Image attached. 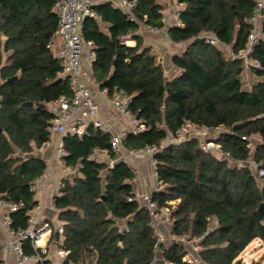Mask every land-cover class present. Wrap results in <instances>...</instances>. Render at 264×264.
Returning a JSON list of instances; mask_svg holds the SVG:
<instances>
[{"label": "trees", "instance_id": "obj_1", "mask_svg": "<svg viewBox=\"0 0 264 264\" xmlns=\"http://www.w3.org/2000/svg\"><path fill=\"white\" fill-rule=\"evenodd\" d=\"M130 1L137 4L134 22L102 4L94 12L107 24L108 35L93 19L82 26L83 39L93 43L96 53L93 79L108 94L129 95L127 110L143 126L122 140L123 149L130 153L158 146L190 122L222 128L215 142L229 160L251 159L264 169V43L253 47L251 58L261 69L247 70L254 79L245 89L242 63L201 38L209 34L234 52L244 49L254 0H176L180 26L166 33L171 43L184 48L171 57L179 73L170 80L137 35L141 24L164 28L161 6L157 0ZM56 29L52 0H0V195L22 205L10 214L14 232L27 227V213L36 206L29 186L45 169L33 152L49 140L46 105L70 95L67 80L57 76L59 61L47 49ZM127 38L135 47L122 43ZM63 149L65 166L79 167L54 202L63 224L60 248L68 252L66 262L150 264L155 240L147 214L133 200L130 169L119 163L109 169L106 162L88 159L94 150L113 157L108 135L92 128L80 138L66 135ZM155 161L162 189L152 200L159 207L176 202L171 235L200 239V264H242L239 256L248 245L254 240L264 244V210L263 217L258 212L264 207V184L251 170L203 153L196 141L167 146ZM23 249L32 253L27 241ZM185 254L171 244L161 247L160 257L168 264H186Z\"/></svg>", "mask_w": 264, "mask_h": 264}, {"label": "built area", "instance_id": "obj_2", "mask_svg": "<svg viewBox=\"0 0 264 264\" xmlns=\"http://www.w3.org/2000/svg\"><path fill=\"white\" fill-rule=\"evenodd\" d=\"M53 12L57 17V29L48 42L47 49L59 61L60 72L57 76L67 80V88L69 97H61L46 105L47 112L51 116L46 127L49 137L56 134L60 138L53 143L50 138L42 145V148H52L54 153L59 156V165L62 174V180L57 185L55 197L50 200V209L57 212L54 207L56 197L61 196L64 187V181L71 179L77 175L78 168L70 169L65 166L63 161L64 149L63 138L66 135L82 137L89 128L97 130L108 135L110 151L113 157L106 151L94 150L88 159L97 162H106L109 169L116 164L126 165L132 174V179L128 182L131 186V194L133 200L145 211L149 218V227L154 237V255L150 264H168L160 257L161 247L167 248L171 244L180 245L185 249L186 254L182 261L186 264H200L197 258L201 250L200 239L189 237H178L171 235L172 219L171 212L176 202L170 201L166 205L159 207L152 200V195L162 189V186L156 177V161L155 156L167 146L180 145L190 141H196L198 148L205 154H212L219 160H227L228 164L238 165L239 167L251 170L257 180L264 184V169L258 166L250 159L244 162L229 160L228 155L224 154L220 145L215 142L217 136L224 130L218 128H207L197 126L190 122L184 123L174 135H169L162 140L158 146H150L138 149L130 153L126 152L122 147V140L128 134H136L143 130V126L137 125V121L128 112L127 108L131 97L122 92H113L108 94L106 90L100 89L99 83L95 80L90 81V86L82 81L84 68L92 67L96 60L94 45L90 40L82 37V26L86 19L97 20L98 16L94 12V7L102 3L108 4L112 9L124 14L131 22L135 21L133 10L136 7V1L130 0H52ZM162 6L164 0H157ZM255 7L253 15L249 22L252 30L248 35L245 48L241 51L234 52L230 48L224 47L214 36L204 35L201 38L206 44L223 49L231 60H238L242 63L244 71L251 68L261 69L259 63L251 58L253 47L258 42L264 43V0H254ZM179 11V9H178ZM178 11L174 16L173 25L169 26L168 17L162 14L160 22L164 26L163 32L169 27L180 26ZM143 26L146 33L155 34L161 30L153 29L149 26ZM93 93H99L117 110L121 115L127 116L135 127L131 132L123 131L116 133L111 126L104 123L99 118L98 105L94 100ZM244 140V138H242ZM249 147H252L249 144ZM146 161L152 169L154 185L151 189H143L141 175L139 169L134 162ZM45 175V173L43 174ZM33 181L29 186V192L34 194L38 189V182ZM22 205H17L9 201H5L0 196V220L4 229L5 240L0 235V254L2 252L12 256L15 264H63L67 260L68 252L60 248L62 242L63 229L62 226H52V223L46 221L38 208L34 207L27 213V227L18 232H14L10 225L12 223L10 214L16 212ZM38 212V213H37ZM166 230L168 231L166 233ZM56 236L55 241L59 245L54 252V259L49 257V244L51 236ZM29 242L32 253L25 254L23 243ZM54 241V240H53ZM0 264H9L3 261Z\"/></svg>", "mask_w": 264, "mask_h": 264}, {"label": "crops", "instance_id": "obj_3", "mask_svg": "<svg viewBox=\"0 0 264 264\" xmlns=\"http://www.w3.org/2000/svg\"><path fill=\"white\" fill-rule=\"evenodd\" d=\"M180 8L181 6L178 4L176 0H164L161 6V10H162V14L168 17L169 26L173 25L174 16L178 11V9ZM94 21L96 22L99 31L105 35H108L107 24L102 23L99 16L98 19ZM163 31L161 30L158 33L149 34L145 32L143 26H139L137 30V35L141 37L143 46L149 47L151 49L152 53L156 56L157 61L164 68V76H167L170 80L179 73V71L171 65L170 61H171V57L174 54H178V51H180L179 48L180 45L171 43L167 37V33ZM122 43L129 48L135 47V42L132 41L130 38L123 40ZM7 56L8 54H4L3 56L4 62ZM246 75H249V77H251L252 80L254 79V77H252L249 72L243 71L241 80L242 78L244 79ZM91 80H94L92 76V69L91 67L86 66L84 68L82 81L88 86H90ZM1 84L2 81L0 80V85ZM93 97L98 105L100 120L103 121L104 123L109 124L114 132L116 133H121L123 131L131 132L133 130L135 124L131 123V121L127 116L118 113L117 110L109 103V101L105 99V97H103L99 93H93ZM49 138L53 143H56L60 137L54 134ZM33 154L39 157V159L43 162L45 167L42 175L39 177V178L42 177V179L39 180L38 189L34 195V200L36 201L35 207L38 208L39 213L42 214V217L46 221L52 223V226L54 227L63 226V224L57 219V212H54L52 211V209H50V200L56 195L58 183L63 181L60 165H59V160H60L59 156L56 153H54L52 148L44 149L42 147H40V149L38 150H34ZM134 165L139 169L141 175V182L143 184V189L144 187L145 189L148 190L151 189L154 185V178L152 175L151 167L148 165L146 161L134 162ZM44 173L45 175H43ZM167 232L168 231L166 230V233ZM0 235L4 240L6 239L4 235V229L1 225V220H0ZM58 246L59 245L55 240L50 241L49 244L50 254L48 259L50 260L54 259V252L56 251ZM239 260L242 261L243 264H246L244 257H240ZM3 261H7L9 264H15L13 257L7 255V253L5 252H2L0 254V263ZM158 264H163V263L159 261Z\"/></svg>", "mask_w": 264, "mask_h": 264}, {"label": "rangeland", "instance_id": "obj_4", "mask_svg": "<svg viewBox=\"0 0 264 264\" xmlns=\"http://www.w3.org/2000/svg\"><path fill=\"white\" fill-rule=\"evenodd\" d=\"M179 48L180 51H178V54L182 51L184 46L181 45L179 46ZM165 77L167 80H169L167 76ZM252 81L253 80L251 77H249V75H246L244 79L242 78L243 88L245 89L249 88ZM240 257H244L246 264H264V244L259 240H254L250 245H248V247L244 250V252H242V254L239 256V259Z\"/></svg>", "mask_w": 264, "mask_h": 264}, {"label": "water", "instance_id": "obj_5", "mask_svg": "<svg viewBox=\"0 0 264 264\" xmlns=\"http://www.w3.org/2000/svg\"><path fill=\"white\" fill-rule=\"evenodd\" d=\"M24 106L32 107V104L27 103V104H25ZM73 188H74V190L77 191V187H76V186H74ZM263 210H264V207H263V205H261V206L259 207V209H258V212H259V214L261 215V217H263ZM63 264H68V263H67V262H64Z\"/></svg>", "mask_w": 264, "mask_h": 264}]
</instances>
